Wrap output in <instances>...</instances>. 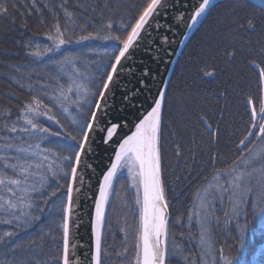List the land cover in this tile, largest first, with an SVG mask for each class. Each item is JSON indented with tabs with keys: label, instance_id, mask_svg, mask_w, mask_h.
<instances>
[{
	"label": "snow or ice",
	"instance_id": "6c2138e0",
	"mask_svg": "<svg viewBox=\"0 0 264 264\" xmlns=\"http://www.w3.org/2000/svg\"><path fill=\"white\" fill-rule=\"evenodd\" d=\"M210 4L211 0H200L198 4H194L187 27L192 28L200 22L199 18L209 11ZM67 5L68 0H62L55 6L45 3L37 7L36 0H33L32 9L40 15L47 10L55 22L46 33V38L52 42V46L45 45L41 49L37 45L27 55L37 58L40 64L45 65L46 70L48 65L53 66L54 70L46 71L47 81L37 87L32 83L30 72L15 67V71L21 73V79L14 80V83H18L21 89L27 87L30 98L23 103L14 122H8L10 110L0 113L4 116V120L0 121V132L5 133L0 134V224L11 226L12 229L0 233V244L6 249L0 264H25L17 253L28 252L32 246H37V240H29L26 245L19 239V230L31 227L33 223L41 220L42 215H51L53 210L62 212L59 223L51 221V225H55L62 233V247L57 246L59 254L49 258L51 264H81L73 259L76 245L70 243V229L76 203L74 192L81 191L75 186L76 182L79 180L83 184L82 166L91 167L83 165L82 158L87 154L88 146L93 143V133H106L101 135L100 139L107 145L121 127L118 123H110L103 118L108 95L124 68L123 62L130 58V49L142 38L141 34L146 25H150L151 20L166 8V0H142L131 21L121 24L122 31L118 34L110 31L113 24L108 21V31H104L105 26L101 25L100 30L79 35L75 41L68 32L72 30L70 25L76 23V14ZM61 12L65 18L63 24L59 19ZM8 15L7 0H0V16ZM217 23L228 31L232 40H236L241 33L251 35L258 30L264 38V0H260L258 4H250L248 0H233V4ZM88 40L115 42L112 50L105 52L108 60L98 64L95 72L89 71V65L95 63L94 61H89L81 67L77 56L66 55L59 60L48 57L49 53L59 52L66 44H80ZM260 52L264 54V40L261 41ZM236 55L235 48L224 52L229 61ZM41 57H48L47 63L40 59ZM250 63L259 70V80L264 86V66L255 60ZM204 75L211 77L215 72L204 70ZM165 95L164 91L159 92L158 97L154 98V106L135 125V131L122 139L115 149L111 166L99 181L98 195L94 198V214L90 220L93 241L90 264H104L102 257L108 255L102 245L106 206L114 181L124 168H127L131 178V187L136 190L135 204L139 209L138 224L132 233L134 255L129 264H172V260L182 252L179 245L169 246L168 242L170 203L162 180L160 147ZM220 95L223 96L224 92ZM125 98L127 99V96ZM248 104L253 105L251 98ZM259 113L258 120L257 110L253 106V123L243 139L239 140L236 146L239 155L230 164L216 167L219 157L211 155L210 176H205L202 169L192 177L193 181L203 180L201 186L192 194V208L188 210V220L194 222L200 230L199 248L203 256L213 252L212 227L219 220L215 215L217 202L221 209L226 203L230 205L231 208L225 211L224 215L235 216L237 219L244 204L251 203L254 210L258 201L264 205V102L260 105ZM41 117L56 124L60 131L45 127L39 122ZM204 123L211 128L208 121L205 120ZM49 137H56L61 141L55 150L52 147H42L45 141L53 143ZM181 155V146L177 144L175 156L179 158ZM65 179L66 183H61ZM176 179L179 181L182 177L177 176ZM61 189H66L63 193L65 199L60 203L53 202L46 208L50 199L56 197ZM46 227V231L41 229L39 241L43 242L47 237L56 241L58 237L53 234V228L50 225ZM244 228L245 226L237 223V238L241 243ZM120 231L127 234L125 227H121ZM128 251V246L125 245L124 251L118 252L117 256L127 259ZM85 255L87 257L88 254ZM234 260L235 258L230 259L221 249L217 264L220 261L223 264H234ZM28 264L47 262L33 258Z\"/></svg>",
	"mask_w": 264,
	"mask_h": 264
},
{
	"label": "trees",
	"instance_id": "16d2710c",
	"mask_svg": "<svg viewBox=\"0 0 264 264\" xmlns=\"http://www.w3.org/2000/svg\"><path fill=\"white\" fill-rule=\"evenodd\" d=\"M32 2L33 0H7L9 15L0 16V113L10 110L9 123L16 120L19 109L30 98L27 87L21 89L18 83H14V80L21 79V73H17L15 67L30 72L32 83L37 87L47 81L46 71L54 70L51 65L46 70L45 65L40 64L37 58L27 55L37 45L41 49L45 45L52 46L46 33L55 22L47 10L42 15L37 14L31 7ZM61 2L62 0H36L37 7L45 3L55 6ZM141 3L142 0H68V8L76 14V23L70 25L72 30L68 35L75 41L79 35L100 30L101 25L105 26L104 31H108V21L113 24L110 31L118 34L122 31L121 24L131 21ZM232 4L233 0H216L213 3L184 44L165 90L160 147L162 180L170 203L168 242L169 246L176 244L182 249L180 255L172 260V264H206L198 247L199 229L194 222L188 220L192 194L203 183V180L193 181L192 177L202 169L205 176H210L211 155L219 157L216 167L230 164L239 155L236 146L253 123L252 107L256 108L259 120V108L264 102V86L259 80V70L250 63L255 60L264 66V54L260 52L264 38L258 30L251 35L241 33L236 40H232L228 31L217 23ZM59 19L63 24L65 18L62 12ZM114 45V41L104 40H88L80 44L73 42L62 46L55 54L49 53L48 57L59 60L66 55L77 56L81 67L94 61L89 65V71L95 72L98 64L108 60L105 52H110ZM233 48L237 50V55L229 61L224 52L232 51ZM48 57L40 59L47 63ZM204 70L214 71L215 75L205 76ZM221 92H224L223 96L220 95ZM250 98L253 105L248 104ZM3 120L4 116L0 115V121ZM205 120L211 124V128L204 123ZM39 122L52 131H60L56 124L44 117L39 118ZM49 140L53 143L45 141L42 147H52L55 150L61 143L56 137H49ZM177 144L181 146L182 152L179 158L175 156ZM177 176L182 179L178 181ZM61 183H66V179ZM65 192L66 189H61L45 207H50L53 202H62ZM135 197L128 176L118 175L109 194L102 230L103 249L108 253L102 257L104 264H129L134 255L132 233L139 216ZM215 207V215L219 220L212 227L214 248L212 254L206 256L207 264H217L221 249L230 259L235 258L234 264H264V205L258 201L254 210L251 203L244 204L238 219L224 215L231 208L227 203L223 209L219 202ZM61 217L62 212L53 210L51 215H42L41 220L31 227L19 230V239L26 245L29 240H37V246H32L28 252L17 253L25 264L33 258L51 264L49 258L59 254L57 246L62 247V233L55 225H51V221L59 223ZM237 223L245 226L243 243L237 238ZM48 225L53 228V234L58 239L53 241L51 237H47L40 242L38 237L41 229L46 231ZM121 227L127 229V234L120 231ZM4 230L12 229L11 226L0 224V233ZM125 245L129 249L127 259L117 256L118 252L124 251ZM5 251L0 244V259L4 258ZM219 264L223 262L220 261Z\"/></svg>",
	"mask_w": 264,
	"mask_h": 264
},
{
	"label": "water",
	"instance_id": "95a60500",
	"mask_svg": "<svg viewBox=\"0 0 264 264\" xmlns=\"http://www.w3.org/2000/svg\"><path fill=\"white\" fill-rule=\"evenodd\" d=\"M215 1L211 0L209 9ZM248 1L253 4L260 2ZM198 2L200 0H166V8L151 20L150 25H146L141 34L142 38L130 49V58L123 62L124 68L108 95L103 118L110 123H118L121 127L107 145L100 139L106 133L92 134L93 143L88 146L89 150L82 158L83 165L91 167L82 166L83 184L78 180L75 185L81 191L74 192L76 203L70 243L76 245L73 259L81 264H90L91 260L93 241L90 220L94 214V198L98 195L99 181L111 166L119 143L135 131V125L154 106V98L158 97L159 92H165L175 62L199 23L192 28L187 27L193 11L192 6ZM85 254H88L87 257Z\"/></svg>",
	"mask_w": 264,
	"mask_h": 264
},
{
	"label": "rangeland",
	"instance_id": "374dc122",
	"mask_svg": "<svg viewBox=\"0 0 264 264\" xmlns=\"http://www.w3.org/2000/svg\"><path fill=\"white\" fill-rule=\"evenodd\" d=\"M122 174H126L128 176V179L131 181V178L129 177V174H128V171H127V168H124V169H121L120 172L118 173V175H122ZM132 190L135 192L136 194V190L134 188H132ZM199 233H200V230H199ZM198 247H199V240H198ZM203 259H204V263L206 262L207 264V258L206 256H203ZM206 259V260H205Z\"/></svg>",
	"mask_w": 264,
	"mask_h": 264
}]
</instances>
